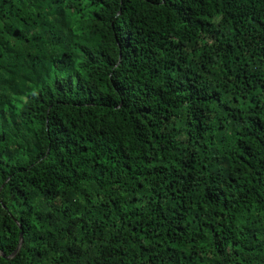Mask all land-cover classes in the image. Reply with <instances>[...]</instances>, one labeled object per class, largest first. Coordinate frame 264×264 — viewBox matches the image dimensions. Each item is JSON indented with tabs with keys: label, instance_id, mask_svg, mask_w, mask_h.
<instances>
[{
	"label": "trees",
	"instance_id": "1",
	"mask_svg": "<svg viewBox=\"0 0 264 264\" xmlns=\"http://www.w3.org/2000/svg\"><path fill=\"white\" fill-rule=\"evenodd\" d=\"M0 264H264V0H0Z\"/></svg>",
	"mask_w": 264,
	"mask_h": 264
},
{
	"label": "water",
	"instance_id": "2",
	"mask_svg": "<svg viewBox=\"0 0 264 264\" xmlns=\"http://www.w3.org/2000/svg\"><path fill=\"white\" fill-rule=\"evenodd\" d=\"M21 237V236H20Z\"/></svg>",
	"mask_w": 264,
	"mask_h": 264
}]
</instances>
